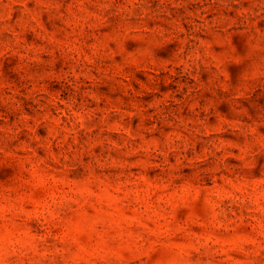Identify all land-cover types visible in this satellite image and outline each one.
<instances>
[{
	"label": "clouds",
	"instance_id": "1",
	"mask_svg": "<svg viewBox=\"0 0 264 264\" xmlns=\"http://www.w3.org/2000/svg\"><path fill=\"white\" fill-rule=\"evenodd\" d=\"M0 264H264V0H0Z\"/></svg>",
	"mask_w": 264,
	"mask_h": 264
}]
</instances>
